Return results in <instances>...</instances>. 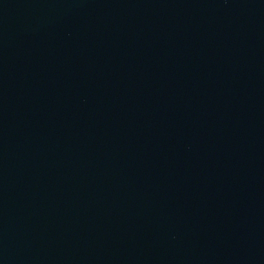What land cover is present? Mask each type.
<instances>
[{
    "label": "water",
    "instance_id": "1",
    "mask_svg": "<svg viewBox=\"0 0 264 264\" xmlns=\"http://www.w3.org/2000/svg\"><path fill=\"white\" fill-rule=\"evenodd\" d=\"M0 264H264V0H0Z\"/></svg>",
    "mask_w": 264,
    "mask_h": 264
}]
</instances>
